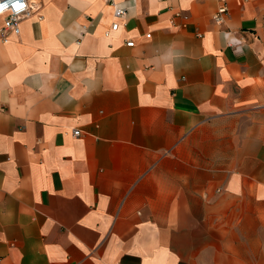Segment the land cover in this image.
I'll list each match as a JSON object with an SVG mask.
<instances>
[{
    "label": "crops",
    "instance_id": "1",
    "mask_svg": "<svg viewBox=\"0 0 264 264\" xmlns=\"http://www.w3.org/2000/svg\"><path fill=\"white\" fill-rule=\"evenodd\" d=\"M31 3L0 18V264H264V0Z\"/></svg>",
    "mask_w": 264,
    "mask_h": 264
},
{
    "label": "built area",
    "instance_id": "2",
    "mask_svg": "<svg viewBox=\"0 0 264 264\" xmlns=\"http://www.w3.org/2000/svg\"><path fill=\"white\" fill-rule=\"evenodd\" d=\"M106 3L114 4V0H104ZM249 1V0H244ZM0 18L3 17L5 22L1 29L2 39L4 42H8L10 36H19L21 33V24L25 19H28L38 11L34 9L31 0H0ZM229 10L225 4H222L214 15V20L217 24L222 25L225 22V18ZM117 17H124L126 11L117 9ZM119 27L118 23L113 25L112 30L117 31ZM149 37V36H148ZM128 47H134V43H127ZM75 136H80V131H75Z\"/></svg>",
    "mask_w": 264,
    "mask_h": 264
},
{
    "label": "snow or ice",
    "instance_id": "3",
    "mask_svg": "<svg viewBox=\"0 0 264 264\" xmlns=\"http://www.w3.org/2000/svg\"><path fill=\"white\" fill-rule=\"evenodd\" d=\"M0 10H2V9H0Z\"/></svg>",
    "mask_w": 264,
    "mask_h": 264
}]
</instances>
